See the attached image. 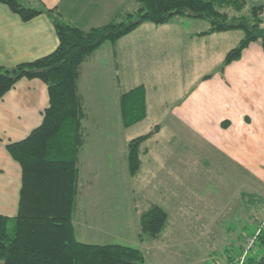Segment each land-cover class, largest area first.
Here are the masks:
<instances>
[{
  "label": "crops",
  "instance_id": "1",
  "mask_svg": "<svg viewBox=\"0 0 264 264\" xmlns=\"http://www.w3.org/2000/svg\"><path fill=\"white\" fill-rule=\"evenodd\" d=\"M21 1L51 9L63 22L84 30L105 24L135 6L133 0ZM245 2L247 6L263 7L264 16V0ZM203 29L204 22L186 17L159 25L143 22L116 41H104L89 54L79 66L77 87L83 68L95 80L100 78V71L104 75L112 71L113 78L120 75L124 87L119 88L120 93L114 99L120 113V94L142 85L145 118L151 101L173 123L213 150L217 164L233 167L238 181L245 177V181L257 184L264 197V48L260 40L251 41L239 58L220 69L226 52L242 37L232 35L235 30L196 35ZM229 39L233 42L228 44ZM176 41L188 56L186 60L180 57L179 61L193 70L194 78L187 87H183L185 80L181 82L180 93H173V88L169 92L166 87L167 81H172L174 86L179 83L173 78L177 76L173 58L163 54L167 52V44L175 45ZM57 44L51 16L44 12L24 20L0 2L1 67L47 55ZM206 74L211 77L203 79ZM48 104L47 85L37 77L20 78L0 97V215L11 217L17 213L21 186V167L7 145L22 140L39 126ZM118 109L111 104L110 112L113 110L118 115ZM105 111L103 108L104 115ZM260 205V211L264 212V199Z\"/></svg>",
  "mask_w": 264,
  "mask_h": 264
},
{
  "label": "rangeland",
  "instance_id": "2",
  "mask_svg": "<svg viewBox=\"0 0 264 264\" xmlns=\"http://www.w3.org/2000/svg\"><path fill=\"white\" fill-rule=\"evenodd\" d=\"M133 2L135 6L129 11L137 6ZM252 7L244 0L240 10L225 6L220 11L227 13L228 20L244 16L254 22ZM262 12L259 25L264 27ZM179 17L204 22L205 29L196 33L198 36L222 32L203 33L210 28L203 18L174 16L171 20ZM229 30H235V37L244 35L242 29ZM179 47L176 41L175 45L167 44V52H163L174 60L177 76L173 78L179 84H166L169 92L175 89L173 93L181 92L183 80V87L194 80L193 70L179 61L188 58ZM80 71L78 92L86 116L82 120L84 140L77 154V195L72 217L78 240L136 247L143 253L145 264H242L247 253L264 251L254 242L256 232L264 229V212L260 211L264 197L257 184L245 181V177L238 181L233 167L217 164L213 150L173 123L151 101L147 117L124 128L114 102L119 88L124 87L120 75L113 78L112 71L110 75L100 71V78L95 80L87 75V69ZM111 104L118 115L110 112ZM152 129L156 131L139 145L140 168L131 176L127 143ZM153 203L166 210V223L155 238L140 236L139 215ZM250 239H254L252 244Z\"/></svg>",
  "mask_w": 264,
  "mask_h": 264
},
{
  "label": "trees",
  "instance_id": "3",
  "mask_svg": "<svg viewBox=\"0 0 264 264\" xmlns=\"http://www.w3.org/2000/svg\"><path fill=\"white\" fill-rule=\"evenodd\" d=\"M134 1L135 10L84 30L63 22L42 5L0 0L24 20L45 12L52 17L58 37L51 53L12 67L0 66V97L22 77L41 79L49 96L39 126L22 140L7 145L21 167V186L17 213L11 217L0 215V264H145L143 253L136 247L77 240L72 223L77 195V154L84 140L81 124L84 111L77 87L79 66L104 41H116L143 22L158 25L174 16H187L210 23L209 30L203 33L243 30V37L226 52L220 69L239 58L251 41L260 40L264 48V27L259 25L263 7L251 8L254 22L244 16L228 20L227 13L220 11L225 6L240 10L244 0ZM210 76L206 74L202 78ZM119 105L124 127L143 120L144 87L138 85L121 93ZM153 129L127 143V168L131 176L140 168L139 145L156 131ZM167 216L162 206L149 205L139 215L140 236L147 234L155 238ZM257 234L254 242L264 250V229ZM258 252L247 253L242 264H264V251Z\"/></svg>",
  "mask_w": 264,
  "mask_h": 264
},
{
  "label": "built area",
  "instance_id": "4",
  "mask_svg": "<svg viewBox=\"0 0 264 264\" xmlns=\"http://www.w3.org/2000/svg\"><path fill=\"white\" fill-rule=\"evenodd\" d=\"M258 232V231H257ZM257 232H256V234H257ZM251 240H254V239H250V242H251V244H252V241ZM251 246V245H250Z\"/></svg>",
  "mask_w": 264,
  "mask_h": 264
}]
</instances>
